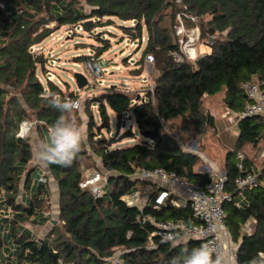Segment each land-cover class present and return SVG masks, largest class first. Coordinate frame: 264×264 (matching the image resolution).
<instances>
[{
  "label": "trees",
  "instance_id": "trees-1",
  "mask_svg": "<svg viewBox=\"0 0 264 264\" xmlns=\"http://www.w3.org/2000/svg\"><path fill=\"white\" fill-rule=\"evenodd\" d=\"M188 11L199 19L201 37L214 35L210 52L195 61L176 62L179 52L173 24L178 7L169 0H0V212L8 211L12 247L8 258L26 264H104L121 251L122 264H168L179 252L176 244L195 247L194 240L160 243L153 250L145 245L153 227L140 225L136 216L142 211L158 220L183 219L195 222L188 208L170 205L141 211L128 206L122 197L132 192L138 179V168H163L189 181L205 185L208 174L194 170L198 156L184 152L177 140L165 131L164 123L184 117L195 126L210 122L202 110V98L225 90V98L238 113L245 103L240 85L253 77L264 78V0H184ZM115 18L131 22L121 29L130 40L146 35L142 52L152 54L154 86L137 99L126 91L112 87L98 102L100 117H108L106 106L115 113L116 126L129 114L143 138L130 147L107 149V143L95 141L93 154L107 173L105 194L93 198L90 191L79 187L84 178L82 159L87 154L85 143L69 167H47L58 193V223L38 238L24 229V222L42 226L49 220V200L40 195L47 177L38 180L36 194H30L35 181L30 139L17 138L18 126L24 120H36L37 131H48L59 113L49 106L45 96L56 94L65 99L76 98L65 93L53 81L38 77L44 70L42 53L31 48L40 44L52 29L47 25H71L89 31L87 20L97 22ZM111 20V19H110ZM111 22V21H109ZM106 47L98 51L99 56ZM92 126H88L89 133ZM40 135V134H39ZM128 129L123 137L134 138ZM40 135V140H41ZM92 138V135H89ZM264 139V119L246 118L238 123L236 149L228 152L225 169L229 191L242 194L241 207L224 205V227L234 244H238L239 264L264 252V187L245 188L238 192L232 185L237 174L235 154L244 144L255 145ZM20 190L22 193L19 194ZM19 197V201H18ZM226 207V208H225ZM4 214L0 225L9 222ZM7 218V219H5ZM250 221L252 232L245 234L243 225ZM52 222V221H51ZM53 223V222H52ZM59 231L55 236L54 231ZM130 232V233H129ZM129 233V234H128ZM2 241L0 240V246Z\"/></svg>",
  "mask_w": 264,
  "mask_h": 264
},
{
  "label": "rangeland",
  "instance_id": "rangeland-1",
  "mask_svg": "<svg viewBox=\"0 0 264 264\" xmlns=\"http://www.w3.org/2000/svg\"><path fill=\"white\" fill-rule=\"evenodd\" d=\"M94 22H96V26L94 27L91 21V29L89 31L80 29L82 26L74 28L71 25H63L58 27L56 23H50L47 27L52 29V31L40 44L35 45L36 51H31L42 53L45 59L44 70L40 71L39 69L37 73L41 81L45 83V80H51L65 93L71 92L76 96L83 95L81 99L83 107L80 116L87 130V138L84 142L87 154L82 159V170L97 169L106 173L100 159L93 154L92 147L95 146V141H98V145L105 141L107 149H114L130 147L140 143L143 138L138 133L135 122L129 117V114H126L120 126L117 127L115 113L108 106H106L108 118L104 121L100 117L98 102L93 104L91 102L94 99H100L112 87H116L120 91H126L132 97L140 99L145 96L147 91L152 90L156 73L152 71L153 66L148 73L146 64L141 57L146 43V35L143 36L145 41L141 40L140 43L138 40L132 41L120 27L121 25L128 27L131 22L121 23L115 18H103L98 22L94 19ZM103 47H106V50H103L97 56L98 51ZM196 52L198 56L210 52V46L206 44L204 39L201 38L196 43ZM89 56H94L97 59L103 71L101 75H90L88 72L85 62ZM75 72L85 75L88 81L87 85L80 90H78L73 80ZM201 102L203 112L211 118L210 122H201L195 126L190 120L178 117L164 123V125L165 131L177 140L184 152L194 153L198 156L194 170L204 174L210 168L224 167L228 152L236 149L238 126L229 119L233 108L225 98V90L210 97L204 96ZM33 121L36 122V120ZM89 125L92 126L90 133L88 131ZM128 129L134 133V138L123 137V134ZM45 132L47 138L48 131ZM89 135H92V138H89ZM36 140H40L37 129L30 139L32 148ZM262 144H264V139L255 142V145L252 146L248 143L244 144L242 150L254 158L255 152ZM29 165L34 167L37 164L32 158ZM40 171L41 169L38 167L33 172L35 181L33 192L35 193L38 190ZM138 182L137 188L139 189L150 185L146 181L140 180ZM20 193H22L21 190ZM8 211L0 212V219H4L2 215L8 214ZM8 215L9 222L0 225V240L2 241L0 246V264H26L25 262L18 263L12 261L10 257L8 258L13 245L9 234L11 229L10 218L12 217L10 216L11 214ZM22 225L24 229L37 236L40 233L42 234V230L48 231L47 228H50L51 223L47 222V227L45 228H43L44 224L39 226L29 221L24 222ZM58 231L59 226L53 235L55 236ZM223 234L228 243L234 244L226 229H223ZM50 239L46 237V240Z\"/></svg>",
  "mask_w": 264,
  "mask_h": 264
},
{
  "label": "built area",
  "instance_id": "built-area-1",
  "mask_svg": "<svg viewBox=\"0 0 264 264\" xmlns=\"http://www.w3.org/2000/svg\"><path fill=\"white\" fill-rule=\"evenodd\" d=\"M169 1L175 3L178 7L175 12L173 29L177 36L179 52L173 54V58L176 62L184 59L195 61L198 58L196 43L202 38L199 19L188 11L184 0ZM214 38V35H207L202 39L210 45L213 43ZM141 40L145 41V38L142 37ZM31 49L36 51L37 48L33 46ZM144 62L149 73L154 63L153 55H145ZM85 64L90 75H101L103 73L94 56H89ZM240 88L245 96V103L240 112L235 113L232 111L230 121H234L235 125L238 126L239 121L246 118L260 117L264 119V78L253 77L243 82ZM76 98L81 100L83 95H77ZM236 135H238V132H236ZM235 162L237 174L232 181V185L236 191L240 192L245 188L264 187V144L255 152L254 158L249 156L246 151L239 150L235 154ZM205 174L210 176V181L205 185H199L178 176L175 172H169L160 167L153 169L138 168L135 170L133 177L148 182L153 191L148 195L145 202L147 192H142L143 190L135 187L132 192L122 197L128 206L137 207L140 211L146 206L154 210L166 205L175 208H188L195 220L191 223L183 219L158 220L150 214H143L141 211L136 216L137 222L140 225L149 224L153 227L145 245L147 250L155 249L160 243L169 241L175 243L179 240H194L197 242L196 246H199L200 243L204 242L205 237L212 236V238L224 244L225 248L230 247L237 254L238 244L228 243L223 234L224 205L231 203L234 207L239 208L244 198L239 193L236 195L237 199H235L234 192L228 190L229 181L225 167L210 168ZM106 178L107 173L97 169H86L79 187L90 191L93 198L98 199L105 194ZM251 224L250 221H247L243 225L242 228L245 234L252 232ZM172 236L176 237L173 241L171 240ZM120 254L121 251L116 252L104 264H121ZM60 264L69 263L61 262Z\"/></svg>",
  "mask_w": 264,
  "mask_h": 264
},
{
  "label": "clouds",
  "instance_id": "clouds-1",
  "mask_svg": "<svg viewBox=\"0 0 264 264\" xmlns=\"http://www.w3.org/2000/svg\"><path fill=\"white\" fill-rule=\"evenodd\" d=\"M44 98L59 115L49 127L47 138L35 141L33 161L45 168L51 165L69 167L78 157L87 138V130L80 116L82 102L79 98L65 99L52 93ZM36 128L35 121H22L18 126L17 138L31 139ZM174 239L176 237L172 236L171 240ZM175 246L180 250L169 259L168 264H239L236 252L230 247L225 248L212 236L205 237L199 246L186 247L182 243ZM249 264H264V252L252 257Z\"/></svg>",
  "mask_w": 264,
  "mask_h": 264
},
{
  "label": "crops",
  "instance_id": "crops-1",
  "mask_svg": "<svg viewBox=\"0 0 264 264\" xmlns=\"http://www.w3.org/2000/svg\"><path fill=\"white\" fill-rule=\"evenodd\" d=\"M39 134L42 137L41 140L46 139V132L44 129L41 128L39 130ZM34 166H35V169H38V167H40V169H41L40 176H38V177H40L39 178L40 181H43L45 179L44 176L47 177L46 188L43 191H41L40 195L42 197H47L49 199V207H50L49 211H47V213H45V214H50L49 220H47L44 223L43 228L47 227L46 226L47 222H50L51 226H50V228H47L48 231L45 232L44 230H42L41 231L42 234L40 233L39 235H37V237L40 239V238L46 237V234L52 229V225H53V223L51 222L52 220L56 221L55 224L58 223L57 217H58L59 193H58V188H57L55 181H53L50 178V173H49L48 169L45 167L39 166V165H34ZM33 189L30 190L29 195L30 194H33V195L36 194L35 192H33ZM141 189L143 190V192L144 191L147 192V194L145 196V199H146L145 202H146L148 199V195L153 191L152 186L149 185V186H146V188L142 187ZM223 227H224V225H223ZM223 229H225V227ZM182 241H185V240H182Z\"/></svg>",
  "mask_w": 264,
  "mask_h": 264
},
{
  "label": "water",
  "instance_id": "water-1",
  "mask_svg": "<svg viewBox=\"0 0 264 264\" xmlns=\"http://www.w3.org/2000/svg\"><path fill=\"white\" fill-rule=\"evenodd\" d=\"M86 24L88 25V27H91V20H87ZM73 80L75 81L78 90L84 88L87 85V83H88L87 78L85 77V75H83L82 73H78V72L74 73ZM52 222H53V224L56 223L55 220H52Z\"/></svg>",
  "mask_w": 264,
  "mask_h": 264
}]
</instances>
